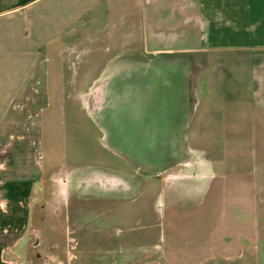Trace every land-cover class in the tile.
<instances>
[{
  "label": "crops",
  "instance_id": "obj_1",
  "mask_svg": "<svg viewBox=\"0 0 264 264\" xmlns=\"http://www.w3.org/2000/svg\"><path fill=\"white\" fill-rule=\"evenodd\" d=\"M76 40L127 58L101 79L115 83L101 87L112 118H136L144 104L152 120L146 176L159 185L167 251L146 256L135 246L128 264H260L262 243L247 227L231 229L239 236L215 253L200 254L189 235H209L203 249L211 250L222 219L238 207L242 217L249 199L263 208L264 0H0V138L41 56ZM35 192L29 179L0 176V264H61L32 251Z\"/></svg>",
  "mask_w": 264,
  "mask_h": 264
},
{
  "label": "rangeland",
  "instance_id": "obj_2",
  "mask_svg": "<svg viewBox=\"0 0 264 264\" xmlns=\"http://www.w3.org/2000/svg\"><path fill=\"white\" fill-rule=\"evenodd\" d=\"M107 46L90 40L51 45L13 104L15 120L0 138V176L29 179L36 191L30 206V240L37 245L32 251L55 263L128 264L135 246L136 253L146 256L167 251L162 248L167 227L159 185L146 176L152 120H144V104L134 102L136 118L135 112L118 113L127 102L112 118L101 87L107 92L115 83L101 79L113 62L123 65L127 58H112ZM94 80H100V88L87 89ZM86 97L93 99L91 107H86ZM259 198L264 202V194ZM246 205L242 217L238 207L219 222L211 235L213 249H203L209 235H189L198 239L193 246L201 248L200 254L218 252L226 237L239 236L229 231L241 225L249 240L262 243L259 259L264 264V203L257 208L253 198ZM142 246L146 250L138 249Z\"/></svg>",
  "mask_w": 264,
  "mask_h": 264
},
{
  "label": "bare ground",
  "instance_id": "obj_3",
  "mask_svg": "<svg viewBox=\"0 0 264 264\" xmlns=\"http://www.w3.org/2000/svg\"><path fill=\"white\" fill-rule=\"evenodd\" d=\"M86 107H91V104H87Z\"/></svg>",
  "mask_w": 264,
  "mask_h": 264
}]
</instances>
